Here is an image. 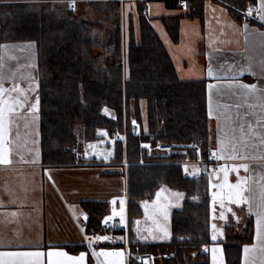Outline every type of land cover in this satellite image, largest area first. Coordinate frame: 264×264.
<instances>
[{"label":"crops","instance_id":"obj_1","mask_svg":"<svg viewBox=\"0 0 264 264\" xmlns=\"http://www.w3.org/2000/svg\"><path fill=\"white\" fill-rule=\"evenodd\" d=\"M176 1L177 6L180 2L184 3L183 7L179 6L181 9L172 7L168 0L39 2H73L78 10L80 3L118 5L119 17L120 11L124 10L132 16H138L136 7L143 8L141 14L161 40L180 80L205 82L210 148L208 159L211 158L215 163L200 158L197 161L178 162L182 165L184 175L196 178L205 173L208 179L211 243L204 245V254L209 264L212 253L226 264L223 241L227 228L229 235L234 237L241 234V229L251 222L252 242L240 248L239 264H264V216L261 215V204L264 203V0ZM175 17H178V22L173 37L167 19ZM22 43L33 42H0V60L3 61L10 50L18 51L20 57H25V50L31 44L22 46ZM33 53L37 64L35 48ZM7 59L5 64L10 67V71L6 72L0 67V86L5 89L0 98L5 101V107L12 108L11 112L6 111L5 114V132L16 129L38 130L37 139L41 147L38 72L33 74L25 58L18 61L7 55ZM17 63L24 65V75H9L11 66ZM35 66V70L38 69V65ZM240 84L255 85L256 91L241 89L238 87ZM209 85L212 87L209 88ZM210 100L213 112L211 118ZM33 105H36L35 111L32 110ZM23 111L31 125L21 116ZM101 113L109 119L115 118L107 107H103ZM76 147L82 158L78 164L47 163L40 148L33 157L15 155L10 159L8 156L11 163L0 164V253L39 252L42 255L38 258V264H74L81 254H84L83 264H129L134 258L128 246L127 234L113 233L108 239H100L91 245L86 227L91 203H98L97 200L103 196L105 202L99 204L108 206L112 200L127 197V177L121 172V166L128 164L112 161L100 163L101 166H108L110 171H120L123 189L118 193H109L103 186V192H98L93 187L99 184L93 186V179L96 181L99 177L100 180H106L103 177L107 178L111 173L96 165L98 158L93 159L97 162L90 163L84 157L80 143ZM242 165H247V171ZM237 185H240L239 189ZM237 191H241L243 197L239 204L233 202ZM173 192L170 196L176 199L180 197L181 203L178 207L169 208L166 225L170 227V235L168 232L166 236L169 239L147 238L141 233L143 229L139 228L140 220L135 219L130 228L135 241L144 244L170 241L172 212L180 209L184 200L182 192ZM246 247L248 253L244 251ZM117 252L119 256L104 255ZM49 253L53 255L49 256ZM197 254L200 252L188 254L183 264L198 263L200 259ZM70 257L73 259L70 260ZM156 258L163 257L159 255ZM29 259L35 262L37 258ZM0 264H18V258L3 255L0 256Z\"/></svg>","mask_w":264,"mask_h":264},{"label":"trees","instance_id":"obj_2","mask_svg":"<svg viewBox=\"0 0 264 264\" xmlns=\"http://www.w3.org/2000/svg\"><path fill=\"white\" fill-rule=\"evenodd\" d=\"M11 1L0 0V42H33L36 45L40 143L45 161L74 163L71 148L78 144V128L82 130L84 142L98 140L100 130H107L112 139L116 138L123 130L125 109L126 120L134 118L141 130L140 138L133 137L130 125L127 123V127L125 124L126 161L129 163L125 162L128 164L129 249L134 258L141 254L162 256L172 253L174 257L171 259L161 258L162 264H183L188 253L199 252L201 246L211 243L207 177L202 174L190 178L184 175L182 165L178 163L198 160L193 146L198 140L202 141L200 159L208 160L210 148L205 82L180 80L161 40L141 14V7H136L138 36H135L130 18L132 14H128L129 36L124 46L127 73L123 84L118 68L121 59L118 5L96 7L102 17L114 16L110 32L115 38L105 46V59L100 62L104 65L100 66L97 61L99 50H94V43L98 40L91 36L93 29H101L99 22L86 20L65 2L59 4L67 10L62 8L64 12H55L58 8L51 6L59 7L56 2ZM168 1L172 7L181 9L176 0ZM48 7L52 11L47 12ZM42 8L45 12L40 11ZM177 22L178 17L167 19L173 37ZM124 25L127 26L125 22ZM103 107L110 109L115 118L104 116L101 113ZM147 141L151 145L165 143L174 148L170 153L142 156L143 162L152 164L138 165L141 159L139 143ZM123 161L122 143L116 141L112 163ZM94 162L97 161L90 163ZM162 185L185 195L182 207L172 212L171 239L160 244L137 242L130 228L133 221L143 215L139 203L151 200ZM89 208L87 233L100 234V222L109 213V204L91 203ZM226 231L223 241L225 262L239 264L240 248L252 242V223H248L241 229V234L234 237L229 235L228 228ZM196 256L200 260L193 264H209L207 257ZM134 258L129 264H140Z\"/></svg>","mask_w":264,"mask_h":264},{"label":"rangeland","instance_id":"obj_3","mask_svg":"<svg viewBox=\"0 0 264 264\" xmlns=\"http://www.w3.org/2000/svg\"><path fill=\"white\" fill-rule=\"evenodd\" d=\"M28 1L39 2V0H28ZM18 2L19 1L12 0L10 3H18ZM70 4H71V7L74 10H76L77 13L82 14V16L86 20L99 22L101 29H97V28L93 29L94 31L92 30L91 36L95 37L92 39L98 40L97 42L94 43V50H97V51L99 50L97 61H98L100 66H103L104 64H100V62H102V60L105 59L103 50H104L105 46H108L109 44H111V41L115 38V36H113V38H112V33L110 32L114 26L113 25L114 16L109 15L107 17H102L101 12H99L96 9V7L102 6V8H106L107 6L106 5H97V4H99L98 2L80 3L81 5L79 7V10L77 7H75L73 2ZM58 6L59 7H55V6H51V7L58 8L55 10V12H64L65 10H67L66 8L63 7L62 4L58 3ZM62 8H64L65 10ZM48 9L49 10L47 12L52 11V8L48 7ZM40 11L45 12V10L43 8H42V10L40 9ZM128 14H129V11H125V10H124V12L120 11V17H119L121 59L119 61L120 67H118V68L121 71L123 84H124L126 73H127L126 65H125V58H124V46H126V44L128 43L127 40H128V36H129ZM147 15H149L148 12H147ZM133 16L130 18L132 20V24L134 27L135 36H138V19L135 15H133ZM124 22H125V24H127L126 27L124 25ZM123 26L125 27L124 30H123ZM28 44H31V45H29L27 47V49L25 50V52L27 51L25 57L22 54H21L22 57H20L19 56L20 54H18L19 52L15 51V50H10L9 52H6V54L10 58H16L15 60L18 59V61L21 58H25L26 65L31 70H33V72H34L33 74H36L38 72V77H39V70L38 69L35 70V68H34V65H36L35 67H37L35 57H34V53H33V48L36 49V45L33 43H22V46L28 45ZM17 54H18V57L16 56ZM7 55H5L6 60H8ZM5 59L3 61L0 60V67H3L4 68L3 70H5L6 72H9L10 67L6 66ZM23 66L24 65H22L21 63H17V64L12 65L11 66V72L9 73V75H12V76L13 75H21V76L24 75V73H22V70L24 69ZM0 71H1V69H0ZM142 107L145 108L144 105ZM130 108H131V114L133 115V100H131ZM123 113L124 114L122 117V129H124L125 124L128 127V124L131 126V123L136 122V120L134 118H129L128 121L126 120L125 109H123ZM17 114L20 115V112H18ZM21 116H24L25 121L29 125H31L30 121H28V119L26 117L25 111L22 112ZM76 130L79 131L78 143L81 144V146L83 148L84 157L87 160L94 161L93 160L94 158H98L97 159L98 164H96V165H99V166H101L100 163H104L105 161L106 162L112 161L114 158L115 143H116V141H120L122 143V146H123V154H124L123 163L127 162L126 161L127 136H126L125 141H123V139H119L118 134H117L116 138L112 139L109 136V133L107 130H100L98 132V136L99 137L101 136V137L96 141H91V142H93L92 144L90 142H89V144H86V142H84V140H83L81 128H78ZM37 132H38V130H32V129H28V130L16 129V130H11L9 132H5V143H4L3 147L7 150V152H6L7 156H9L10 159H12L13 158L12 156H15V155L16 156H25L26 158L33 157V155L35 154V151L38 148L41 149L40 144H38ZM122 132H123V130H122ZM118 133H120V132H118ZM35 134H36V136H35ZM6 141L8 142V144H6ZM74 147H76V146H74ZM71 149H73V148H71ZM196 154L200 158V154L197 152H196ZM117 164H119V163H117ZM127 167H128V165L121 166V169H123V170H121V172L124 173V175L126 177H127ZM101 169L102 170L107 169L105 172H107L108 174L111 173V176H108L107 178H106V176H104L103 178H105L106 180H100L98 177V178H96V181H95V178H94L92 185L93 186L95 184H99V185L94 186L93 188L98 190V192H103V186L106 187V189L109 193H118V192L122 191L123 180H122L121 175L119 174L120 171H110V168H108V166H105V165H102ZM112 169H115V167H113ZM97 174H99V173H97ZM100 174H102V173H100ZM202 174L206 176L205 173H201L197 177H199ZM208 188H209V184H208ZM172 192H173V190H171L167 186H164V189L161 190L160 192H158L159 195H157L156 194L157 192H156L151 200H144V201H141L139 203L140 209L143 212L142 217H145V219H141L142 218L141 217V218L136 219V220H140V222H138L139 228L143 229L141 231V233L143 232L147 238L158 239V240H164L167 238L169 239V237L166 238L167 235H165V233L168 234V232L170 235L169 224H168V227L166 226L167 222H168L167 219L169 217V208L170 207L171 208L178 207L179 204L181 203L180 197H177V199H176L175 197L170 196V194H172ZM184 197H185V195H184ZM102 198H103V196H102ZM102 198L100 200H97L98 203H104L105 202V199H102ZM194 199L197 200V198H194ZM209 199H210V197H209ZM209 203H210V201H209ZM209 226H210V206H209ZM156 244H160V243H156ZM203 246H201L199 248V252H200V255L202 254L204 257H206V255L204 254V251H203ZM211 251H213V250L211 249ZM190 253L195 254L196 251L190 252ZM190 253H188V254H190ZM157 262L158 263L161 262V264H162L161 259H158ZM185 264H187V263H185ZM211 264H224V260L217 258L214 255V253H212Z\"/></svg>","mask_w":264,"mask_h":264},{"label":"built area","instance_id":"obj_4","mask_svg":"<svg viewBox=\"0 0 264 264\" xmlns=\"http://www.w3.org/2000/svg\"><path fill=\"white\" fill-rule=\"evenodd\" d=\"M182 2H180L179 6L183 7ZM130 132L133 137L140 138L141 136V131L139 125L134 122L131 123L130 126ZM118 137L120 139H123V141L126 140V130H125V125L122 133H118ZM147 146V147H145ZM139 153L142 158V156H152L154 154H164V153H170L173 151L174 146L165 144V143H157L155 145H151L149 141L147 142H140L139 143ZM194 150L195 152L201 154L202 151V141L198 140L194 144ZM72 153L75 155V163L78 164L81 162V156L79 154V150L77 147L73 148ZM208 157H210V152L208 153ZM208 163L214 164L215 162L208 159ZM138 165H143V164H148L140 160V162L137 163ZM158 164H160L158 162ZM127 211H128V199L125 196L124 198L121 199H115L110 202L109 206V213L106 215L102 221L100 222L99 230L100 234L98 233H92L89 235L90 239V244L93 245L97 243L100 239H97V237H100L101 239L103 238H109L111 234L113 233H123V234H128V221H127ZM123 217V219H121ZM203 251H204V246H203ZM164 259H171L173 258V254H164L162 255ZM135 261H137L140 264H157L156 256L153 255H146V254H141L138 255L134 258Z\"/></svg>","mask_w":264,"mask_h":264},{"label":"snow or ice","instance_id":"obj_5","mask_svg":"<svg viewBox=\"0 0 264 264\" xmlns=\"http://www.w3.org/2000/svg\"><path fill=\"white\" fill-rule=\"evenodd\" d=\"M251 12V10H250ZM212 73L211 71H209V76H211ZM212 85H209V88H211ZM239 88L241 89H247L249 91H256V86L255 85H244V84H240L238 85ZM11 91V90H9ZM5 92V89L0 86V97H2V94ZM37 104H38V99H37ZM32 110L35 111L36 110V105L32 106ZM7 112H11L12 108L11 106L5 107V101H3L2 98H0V164H10L11 161L8 159V156L6 154L7 150L3 147L4 143H5V114ZM213 115L212 112V107H211V100L209 101V117L211 118ZM241 131H243V126H241ZM247 146V145H244ZM147 147V146H145ZM221 148L223 149V143L221 142ZM233 151H235V146L233 147ZM245 168V171H247V165H242ZM236 171H238V169H235ZM238 189L240 188V185L236 186ZM159 195V193L157 194ZM179 195V194H177ZM235 197L236 199L233 200V202L239 204L242 202L243 197L241 195V191H237L235 193ZM247 202V201H244ZM261 215L264 216V203L261 204ZM121 219H123V217H121ZM259 225V222H258ZM165 235H167V233H165ZM261 235V232L258 230V236ZM97 239H101L100 237H97ZM103 239H107L106 237ZM213 239H215V237H213ZM245 253L249 252V249L246 247L244 249ZM3 255H8L11 257H16L18 258V264H38V258L42 255L39 252H13V253H0V256ZM49 256H52L53 253H49ZM55 255H59V256H65L66 253H55ZM104 255H115V256H119L120 253H104ZM31 257H36V261L33 262L31 261L29 258ZM70 260H72L73 258H69ZM84 261V254H81L80 257L78 258V260L74 261V264H83Z\"/></svg>","mask_w":264,"mask_h":264},{"label":"water","instance_id":"obj_6","mask_svg":"<svg viewBox=\"0 0 264 264\" xmlns=\"http://www.w3.org/2000/svg\"><path fill=\"white\" fill-rule=\"evenodd\" d=\"M84 219H86L85 216H84Z\"/></svg>","mask_w":264,"mask_h":264}]
</instances>
